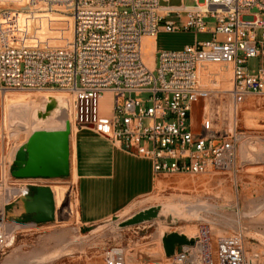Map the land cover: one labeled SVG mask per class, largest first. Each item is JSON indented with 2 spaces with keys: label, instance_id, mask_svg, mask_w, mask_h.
Segmentation results:
<instances>
[{
  "label": "built area",
  "instance_id": "obj_1",
  "mask_svg": "<svg viewBox=\"0 0 264 264\" xmlns=\"http://www.w3.org/2000/svg\"><path fill=\"white\" fill-rule=\"evenodd\" d=\"M162 1L169 0H26L20 9L27 13H67L71 43L15 46L0 34V94H64L75 129H90L125 154L150 161L158 177L233 174L240 147L249 140L238 127V112L247 99L264 97V0H182L177 6ZM159 32H192L195 40L181 50L155 51L149 69L142 42ZM198 35L207 39L199 41ZM220 65L231 71L225 91L216 85L222 74L207 71ZM107 94L111 108L103 112ZM223 96L231 120L219 128L209 110ZM195 104L202 107L197 135L191 119ZM27 140L5 143L0 154V257L15 243L7 209L28 196L30 187L43 186L36 183L41 179L10 174L12 157ZM192 239L194 245L177 247L168 264H264V253L247 250L239 233L213 241L203 226ZM104 264H126L123 251L109 250Z\"/></svg>",
  "mask_w": 264,
  "mask_h": 264
},
{
  "label": "rangeland",
  "instance_id": "obj_2",
  "mask_svg": "<svg viewBox=\"0 0 264 264\" xmlns=\"http://www.w3.org/2000/svg\"><path fill=\"white\" fill-rule=\"evenodd\" d=\"M181 1H162L161 5L177 6L181 4ZM203 1L198 0V3L202 4ZM183 2L189 4V0ZM21 6L12 1L0 2V26L4 22L7 23L0 27V34L2 35V30L7 31L4 34L6 41L14 42L15 36L9 31L15 27V18L19 15H26L28 18H31L29 16L45 17L49 18L51 22L46 34L38 38L23 40L18 44H25L27 47L59 48L54 47L56 39L63 36L68 28L66 25L71 23L72 28L73 23L70 16L63 12L27 13L20 9ZM54 38L55 40H53ZM197 39L201 41L207 37L198 35ZM194 40L195 36L192 32L172 34L159 32L156 45H154L155 51L181 50L186 45L192 44ZM148 53L150 50L147 51ZM207 71L211 74H222L223 82L216 83L221 90L225 91L230 88L231 71L229 66H210ZM15 94L60 95L65 98V103L69 104L66 96L59 92L38 93L8 90L4 96ZM146 97V95H140L137 98L146 99ZM111 102L112 95L107 94L101 102V111L110 110ZM209 111L216 127L225 128L231 120V109L226 96L212 101ZM246 114L249 116V123L245 122ZM201 115V104H195L191 112L195 128L194 135L200 132ZM237 121L238 127L246 133L249 140L240 147L236 171L233 174L158 177L152 192L147 196L133 202L127 210L112 220L89 229L79 228L76 222L75 197L72 190L75 187L74 180L68 176L56 180L41 179L36 181V183L49 188L58 187L60 189L63 186L67 190L65 213H56L55 220L51 223L34 225L16 221V218H19L18 206L15 204L9 207L6 211L7 219L11 223L15 222L13 225L15 243L0 257V264L19 260L23 263L35 262L33 257L36 254L47 258L52 257L47 259L45 264H104L105 254L113 248H120L123 251L126 264H168L162 248V236L187 232L194 237L203 226L210 228L213 241L218 237L239 233L244 238L247 250L264 253V97L255 96L247 99L238 112ZM71 127L75 133L76 129L73 124ZM0 136L8 147L15 144V140H23V138L18 139L12 136L8 117L4 113L0 124ZM199 202L215 207L216 213L202 215V220L199 221L190 220L187 222L177 214ZM68 204H70L74 215L67 214ZM257 208H259V212L249 216ZM143 213H150V215L141 223L133 226L122 225L125 221ZM189 235L186 236L190 237ZM55 236L60 237V244L53 240ZM73 237L76 239L71 241L70 239Z\"/></svg>",
  "mask_w": 264,
  "mask_h": 264
},
{
  "label": "crops",
  "instance_id": "obj_3",
  "mask_svg": "<svg viewBox=\"0 0 264 264\" xmlns=\"http://www.w3.org/2000/svg\"><path fill=\"white\" fill-rule=\"evenodd\" d=\"M49 105L53 109L47 112ZM3 113L12 136L18 139H27L43 127L72 124L70 106L60 95L0 94V124ZM3 147L0 136V154ZM69 147L76 222L83 230L127 210L152 192L158 179L150 161L125 154L92 130L76 129L70 135Z\"/></svg>",
  "mask_w": 264,
  "mask_h": 264
},
{
  "label": "water",
  "instance_id": "obj_4",
  "mask_svg": "<svg viewBox=\"0 0 264 264\" xmlns=\"http://www.w3.org/2000/svg\"><path fill=\"white\" fill-rule=\"evenodd\" d=\"M53 106L46 107L49 112ZM70 125L63 131L35 132L15 151L10 174L17 180H56L70 175ZM30 194L19 199V218L21 223L34 225L51 223L55 220V203L52 191L47 186L30 187ZM150 213L139 214L125 221L123 226H133L149 217ZM166 259L175 254L177 247L193 246L194 239L178 233L163 235L161 239Z\"/></svg>",
  "mask_w": 264,
  "mask_h": 264
},
{
  "label": "bare ground",
  "instance_id": "obj_5",
  "mask_svg": "<svg viewBox=\"0 0 264 264\" xmlns=\"http://www.w3.org/2000/svg\"><path fill=\"white\" fill-rule=\"evenodd\" d=\"M1 1H12V2H15L17 5H20L21 6V5H23L25 3L26 0H0V2ZM20 11H22V10H20ZM36 14H37V12H36ZM16 16H17V14H16ZM29 17H31V18H28L26 15H19L17 18H15V27L14 28H11V30L9 31L11 34H14V36H15V39L16 40L13 39V41H14L13 43H14L15 46H19V45L26 46L25 44H18V42L21 43V42H23V40L25 41L27 39L38 38L39 36H42V35L46 34V32L49 29V25L51 23L50 20H49V18H45V17H32V16H29ZM4 23L2 25H4ZM5 24L7 25V23H5ZM66 27H68V28H66V31L63 33V36L60 37V38H58V39H56L57 42H56V44H55L54 47L64 48V47H68L70 45V43H71V33H72L71 23H70V25L68 24V26L66 25ZM56 28H57V26H56ZM6 32L7 31L2 30V34L3 35ZM53 40H55V38ZM153 40H154L153 38H145L143 40V42H142L143 61H144V63L146 64V66L149 69H152L153 68V61H154L155 46H154V41ZM50 41H51V39H50ZM39 42H40V39H39ZM48 42H49V39H48ZM149 50H150V53L147 54V51H149ZM46 92H56V91H46ZM38 93H42V92H38ZM244 118H245V122L246 123H249V116H248V114H246ZM65 126H66V124L65 125H55V126L43 127L41 129V132L42 131H47V132L63 131L65 129ZM70 131H71V134L70 135L72 137L73 136V133H74L73 127H70ZM73 178H75V177H73ZM50 189L52 191L53 198H54V203H55V217H56V213H59V212H64L65 213V205L67 204V196H66L67 190L63 186L60 187V189L58 187L57 188L52 187ZM69 209L72 210L71 206L70 205H67V211L66 212H67L68 215L71 216L72 214H71V211H68ZM258 212H259V208H257L253 212V214L252 215H249V216H253L254 214H256ZM208 213H210V214L211 213H216V208L213 207V206H211V205H205V204H202V203L199 202L198 204L189 206V208L186 209V210L183 209V210L179 211L177 214L183 220H185L187 222V221H190V220H198V221L199 220H202L201 216L202 215L205 216ZM61 214L63 215V213H61ZM238 216H240V215H238ZM239 225H240V223H239ZM185 234L186 235H189L187 232H184L183 233V235H185ZM189 236L190 237L187 236V238H193V235H189ZM59 238H60L59 236H55L53 240L57 244H60ZM73 239H76V238L73 237L70 240L71 241H74ZM51 258L44 257L41 254H36V256L33 257V259H35V262H31V263L26 262V263H23V262H21V260H19V261H14V262L12 261V262H9L7 264H45V261L47 259H51Z\"/></svg>",
  "mask_w": 264,
  "mask_h": 264
}]
</instances>
